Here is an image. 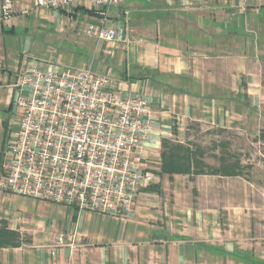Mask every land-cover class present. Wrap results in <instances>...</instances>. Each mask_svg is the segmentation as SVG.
<instances>
[{
    "label": "crops",
    "instance_id": "0c3cea01",
    "mask_svg": "<svg viewBox=\"0 0 264 264\" xmlns=\"http://www.w3.org/2000/svg\"><path fill=\"white\" fill-rule=\"evenodd\" d=\"M166 1L170 10L192 14L200 35L162 40L128 24L141 3L126 1L112 9L109 22L121 23L128 11V39L107 42L85 33L98 16L87 0L71 11L14 0L7 18L0 0V158L18 129L13 102L20 73L91 65L108 71L122 96L150 99L146 154L157 174L128 216L0 191V241L8 230L19 242L0 244V264H264L259 180L161 171L164 140L190 147L194 127H250V110L264 107V0Z\"/></svg>",
    "mask_w": 264,
    "mask_h": 264
},
{
    "label": "built area",
    "instance_id": "2783aa9c",
    "mask_svg": "<svg viewBox=\"0 0 264 264\" xmlns=\"http://www.w3.org/2000/svg\"><path fill=\"white\" fill-rule=\"evenodd\" d=\"M82 1L36 0V6L71 11ZM87 1L98 16L87 24L86 35L126 42L127 24L109 18L127 0ZM1 10L2 17H10L14 0H2ZM112 81L108 71L91 65L20 73L13 102L18 129L0 158V191L81 211L131 214L139 194L157 182L146 154L151 101L122 96ZM57 241L64 244L63 237Z\"/></svg>",
    "mask_w": 264,
    "mask_h": 264
},
{
    "label": "rangeland",
    "instance_id": "374dc122",
    "mask_svg": "<svg viewBox=\"0 0 264 264\" xmlns=\"http://www.w3.org/2000/svg\"><path fill=\"white\" fill-rule=\"evenodd\" d=\"M166 2V0H127V3L131 5L141 3L137 7L140 15H130L129 21L123 15L121 23L126 25L128 21V24L142 25L144 29L166 41L200 35L196 29L198 23L194 21L192 14L189 15L188 11L184 12V10H170ZM229 35L221 37L222 42L230 40ZM219 39L220 36L217 40ZM252 39L250 38V45ZM222 44L230 47L231 43ZM249 117L250 127L243 126L241 129L216 131L194 127L190 132L192 142L189 149L198 148L199 157L202 156L211 167L236 164L243 174L249 175L251 179L259 180L264 185V107L259 110H250ZM204 169L208 170V167ZM261 192L264 194V189L259 193Z\"/></svg>",
    "mask_w": 264,
    "mask_h": 264
},
{
    "label": "trees",
    "instance_id": "16d2710c",
    "mask_svg": "<svg viewBox=\"0 0 264 264\" xmlns=\"http://www.w3.org/2000/svg\"><path fill=\"white\" fill-rule=\"evenodd\" d=\"M164 151L162 152L161 171L163 172H189L193 170L195 174H218L223 176H239L242 175L240 167L236 164H222L219 167H211L204 160L199 157V150L189 149V146L182 144H172L167 140L163 141ZM208 167V170L204 168ZM7 239L5 242L0 241V244H18L19 242L11 241L17 237V234L12 231H6ZM241 257L240 254H234Z\"/></svg>",
    "mask_w": 264,
    "mask_h": 264
}]
</instances>
